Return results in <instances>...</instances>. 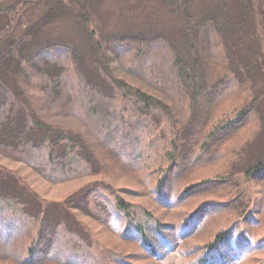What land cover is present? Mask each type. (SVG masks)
<instances>
[{"label":"trees","instance_id":"16d2710c","mask_svg":"<svg viewBox=\"0 0 264 264\" xmlns=\"http://www.w3.org/2000/svg\"><path fill=\"white\" fill-rule=\"evenodd\" d=\"M198 1L176 38L0 0V264H264V0ZM24 169L80 183L46 199Z\"/></svg>","mask_w":264,"mask_h":264},{"label":"rangeland","instance_id":"374dc122","mask_svg":"<svg viewBox=\"0 0 264 264\" xmlns=\"http://www.w3.org/2000/svg\"><path fill=\"white\" fill-rule=\"evenodd\" d=\"M63 1L68 2V0ZM78 1L86 4L87 8L100 19L102 24L100 33L103 37L109 36L117 27H133V30L136 32V27L146 20L150 21L149 25L155 24L157 29L163 28L167 34L173 37H176V34L178 35L181 28V20L175 12L176 0H89V3L88 0ZM197 2L199 1L197 0ZM39 10L33 11L36 13V16ZM26 14L27 10L21 17L20 24L16 25V30L22 26L23 22L32 19L31 13ZM55 18L51 19L44 26L41 36L44 39L52 40L51 42L54 44H68V46L76 48V36L78 39H81L84 34L82 26H76V22L67 23L65 19ZM92 26L90 25L88 29ZM21 173L26 174V176L28 174L27 178L30 180L32 186L46 199L61 200L62 197L78 186L77 183H80L75 181L64 185H52L44 179L37 178L26 169ZM121 181L131 183L130 180H119L118 182ZM262 189L263 187H258L260 192L258 210L264 207ZM249 227L252 228L253 226ZM254 240L257 242L256 239ZM258 257L260 262H264V252L259 253Z\"/></svg>","mask_w":264,"mask_h":264}]
</instances>
